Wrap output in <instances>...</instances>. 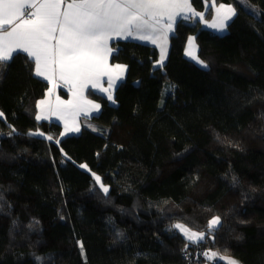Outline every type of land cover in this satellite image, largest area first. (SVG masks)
<instances>
[{
  "label": "trees",
  "instance_id": "1",
  "mask_svg": "<svg viewBox=\"0 0 264 264\" xmlns=\"http://www.w3.org/2000/svg\"><path fill=\"white\" fill-rule=\"evenodd\" d=\"M215 2L237 9L226 33L180 19L162 67L155 46L113 42L127 74L114 103L91 93L102 108L78 133L35 120L50 84L26 54L0 67V264H264V0ZM192 35L207 68L185 55ZM176 223L207 235L190 244Z\"/></svg>",
  "mask_w": 264,
  "mask_h": 264
},
{
  "label": "snow or ice",
  "instance_id": "2",
  "mask_svg": "<svg viewBox=\"0 0 264 264\" xmlns=\"http://www.w3.org/2000/svg\"><path fill=\"white\" fill-rule=\"evenodd\" d=\"M245 6L251 8V5ZM205 7L206 10L215 11L211 22L204 19V12H197L192 7L190 0H0V67H7L16 55L26 54V61L34 64V75L52 85L46 98L36 103L39 111L35 120L56 116L64 121L62 136L78 133L81 128L76 123V117L99 112L101 108L100 104L84 96L85 88L90 85L93 89H99L107 94L108 101L114 103L113 90L126 71V65H109V56L118 51L109 46L110 41L131 37L158 44L160 60L156 63L162 67L169 35L175 33L178 17L183 20L198 18L197 22L223 32L238 15L232 4L217 5L212 0ZM252 11L255 14V9ZM259 15L264 16V12ZM197 51L195 37L189 36L185 55L207 68V63L199 59ZM104 77H107V87L101 86ZM56 81L68 86L72 99L64 101L57 96L55 101L51 100ZM4 115L0 111V118ZM15 131L13 128L9 135ZM28 135L43 137L44 133L36 131ZM45 138L53 140L50 135ZM55 143L59 144L60 141L56 140ZM80 167L88 166L81 164ZM92 177L99 190L107 196L109 187L96 173L93 172ZM233 180L235 182V178ZM221 226L220 216H213L207 224L209 232ZM172 228L194 245H199L207 235L192 231L180 223ZM117 235L119 237L121 234ZM78 243L83 253V243ZM188 246L186 244L185 248ZM202 255L209 260L219 259L225 264H241L235 258L214 251H204Z\"/></svg>",
  "mask_w": 264,
  "mask_h": 264
},
{
  "label": "crops",
  "instance_id": "3",
  "mask_svg": "<svg viewBox=\"0 0 264 264\" xmlns=\"http://www.w3.org/2000/svg\"><path fill=\"white\" fill-rule=\"evenodd\" d=\"M190 2H191V4H192V0H190ZM211 2H212V0H207L206 1V3L208 4V5H210L211 4ZM197 11V10H196ZM197 12H206V10H204V11H197ZM181 18H177V22L180 20ZM189 20H191L192 22H195V21H197L198 20V18H196V19H189ZM176 26V25H175ZM210 29H212V28H210ZM213 30V29H212ZM215 30V29H214ZM213 30V31H214ZM217 32V31H216ZM171 35V34H170ZM170 35H169V39H168V42H167V54H166V58H165V60H164V62H163V66L166 64V62H167V60H168V57H169V54H170V47H171V40H170ZM117 40H134V41H138V42H142V43H145V44H150V45H153L150 41H142V40H139V39H134V38H128V39H123V38H118V39H114L113 41H110V47H112L113 48V42H115V41H117ZM153 46H155L157 49H158V52H159V55H158V60L157 61H159L160 60V47L158 46V44L157 45H153ZM114 49V48H113ZM111 56L112 55H110L109 56V58H108V63H109V65L110 66H114V65H116V64H122V65H126V64H124V63H113L112 61H111ZM156 61V62H157ZM127 66V65H126ZM155 66L156 67H161V66H159V65H157V63H155ZM127 70H128V67L126 68V71L124 72V74H123V78L120 80V81H122L124 78H125V76H126V74H127ZM40 78H42V77H40ZM43 79V78H42ZM120 81H118V84H119V82ZM56 84H57V86L55 87V89H54V91H53V94H52V96H51V100L52 101H55V99H56V97L58 96L61 100H64V101H67V100H70V99H72V93L69 91V88H68V86L67 85H64L62 82H60V81H56ZM117 84V85H118ZM101 86L102 87H107V77H104V78H102V80H101ZM50 87H52V85L50 84ZM49 87V88H50ZM116 89V88H115ZM115 89L113 90V95H114V91H115ZM92 92H100V93H102V94H105V95H107L106 93H103V92H101L99 89H93V88H91V86L89 85L87 88H85V90H84V96L88 99V100H91V101H93L94 103H98V104H100V106H101V108H102V104H101V102L99 101V100H97V99H95L92 95H91V93ZM48 93V92H47ZM46 96H47V94H46ZM46 96L45 97H43L42 99H45L46 98ZM41 100V99H40ZM101 108H100V111H101ZM38 111H39V109H38ZM85 111H87V109L85 110ZM99 111V112H100ZM99 112H91L90 114H88V115H79V116H77L76 117V123L80 126V128H82V124H83V122L84 121H86V120H88V119H90V118H92L94 115H96V114H98ZM44 120H50V121H55V122H57V123H59L61 126H62V128H63V132H64V121L63 120H61V119H59L58 117H56V116H52L50 119H44ZM69 124H71V121H69ZM68 134H72V133H68Z\"/></svg>",
  "mask_w": 264,
  "mask_h": 264
},
{
  "label": "rangeland",
  "instance_id": "4",
  "mask_svg": "<svg viewBox=\"0 0 264 264\" xmlns=\"http://www.w3.org/2000/svg\"><path fill=\"white\" fill-rule=\"evenodd\" d=\"M215 15V11H214V9H213V15L211 16V17H207L206 16V12H205V15H204V19L205 20H207V21H209V22H211V20H212V18H213V16ZM203 25H204V23H203ZM205 26V25H204ZM207 27V26H206ZM210 28V27H209ZM227 29L228 28H226L223 32H219V31H217V30H214V31H217L219 34H224V33H226V31H227ZM192 37H195V36H193L192 35ZM195 44L197 45V48H198V43H197V41H196V38H195ZM198 52H199V50L197 51V55H198V57H199V59H201L200 58V56H199V54H198ZM106 185V184H105ZM107 186V185H106ZM177 224V223H176ZM181 224V223H180ZM184 225V224H183ZM187 228H189L187 225H185ZM189 229H191V228H189ZM192 231H197V230H194V229H191ZM197 232H199V231H197ZM213 261L214 260H209L208 258H207V261H206V264H213Z\"/></svg>",
  "mask_w": 264,
  "mask_h": 264
},
{
  "label": "water",
  "instance_id": "5",
  "mask_svg": "<svg viewBox=\"0 0 264 264\" xmlns=\"http://www.w3.org/2000/svg\"><path fill=\"white\" fill-rule=\"evenodd\" d=\"M220 255H223V256H225V257L235 258V259L239 260V261L241 262V264H244V263L242 262V260H240L239 258H237V257H235V256H232V255H225V254H220ZM221 262H222V261H221ZM223 263L225 264V262H223Z\"/></svg>",
  "mask_w": 264,
  "mask_h": 264
}]
</instances>
